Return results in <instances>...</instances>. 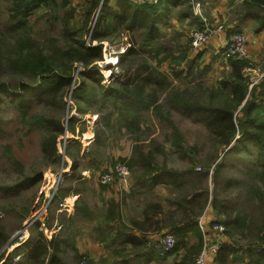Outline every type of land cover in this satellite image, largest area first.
<instances>
[{"label":"rangeland","instance_id":"374dc122","mask_svg":"<svg viewBox=\"0 0 264 264\" xmlns=\"http://www.w3.org/2000/svg\"><path fill=\"white\" fill-rule=\"evenodd\" d=\"M118 1L122 0H101L96 10L89 16L86 14L89 9L87 0H70L66 8L59 6L56 9H46L42 7L28 18V36L45 49V54H53L58 47L67 44L63 37V19L66 14H72L68 22L69 28L82 32L85 46H103V60L94 63L88 71H84L86 76L94 74L91 68H95L104 79L101 84L106 88L110 87L115 78L123 76L120 60L125 52L134 46L138 55L132 57V62L136 61L141 64L147 61L158 70L165 72L170 87L162 93L157 85H150L144 93V109L135 113L116 109L112 111L113 113L111 112L110 120L104 119L110 110L106 108L103 110L100 105H96V102H101L98 97L90 103V106L87 105V109L81 105L79 107L71 96V90L74 87L68 91V94L66 93L64 104L59 108L55 105L33 104L26 115V121L12 100L0 95L3 100L0 104V256L4 258L2 263L7 261L15 264L28 256L32 249L30 240L35 238L39 232H43L48 239H52L55 235L69 238L77 248L85 238L98 241V243L105 240L103 245L109 247L103 254L94 253L89 256L87 253H80L83 256L80 264L83 262L104 264L112 260L115 254L120 253L123 248L118 249L117 245L111 244L112 234L115 232H110L104 223L103 218L107 208L105 204L108 205L110 202L104 192L111 193V187L115 188L118 183L103 184L100 175L118 162H127L130 167V160L135 157L134 151L137 147H140L146 156L153 157L154 164L167 171L165 176H162L163 178L174 180L171 174L173 171L191 170L190 175L181 176L183 182L188 184L192 179L194 181L205 180L208 175L209 202L205 211L197 218L199 220L208 218V215L214 216L210 228H207L208 238L210 233L214 234L211 231L212 226L222 224L225 228V236L230 240V244L235 245V248L245 247L250 240L249 230L241 229L237 233L222 223L226 215L215 212L211 200L215 195H218L219 199L227 198L230 200L229 203L235 206V213L240 212V217H259V203L252 200L251 192L252 188L254 193L256 185L254 178L251 177V170L254 167V162H252L254 156L251 153L255 149L249 150L250 147L247 146L244 147L240 157L230 156L231 160L228 158L224 164L227 170L225 174L222 173V179H219V185L215 187L211 182L213 170L211 168L208 172L205 167L214 160L216 164L223 163L224 153L228 148L220 146L218 138L208 128L206 124L208 120L203 112L187 106L170 108L171 105L166 98L170 92H176L190 102H199L202 105L219 103L224 99L219 89H221L222 80L226 79L230 72L229 61L225 60L220 53L215 54L212 41L201 52L194 54L193 52L197 50H194L191 45V31L202 25V19L199 17L201 23L192 18L180 19L176 10L172 11L167 21L159 20V37L149 49H144L145 37L141 35L143 32L137 29L129 32V30L118 28V31L108 38L91 42L92 31L96 26L94 24L96 15L101 10L109 11V5L114 11H118L116 6ZM108 2H110L109 5H107ZM11 5V0H0V31L2 33L8 34ZM225 5H227L229 14L225 22L216 23L208 16V10V14H204L205 12L203 13L200 8L196 15L197 17L201 15L213 25L223 24L226 31L227 25L224 23H231L238 17L242 18L246 15L242 12L244 11L243 3L238 0H227ZM109 23L115 25L114 20L110 18L108 23L99 27V30L108 29ZM247 37L249 38V35ZM263 44L262 57L252 60L249 55L248 59H242L249 62V65L243 69V76L250 90L263 83L264 80ZM7 55L6 53L5 56ZM113 58L116 59L115 64H107V60ZM73 69L72 78L76 88L81 81L78 71L80 72L83 68L76 63ZM5 76V80L11 83L23 79L20 75L10 72L9 69L6 70ZM90 85L92 90L97 87L95 84L90 83ZM259 87L260 85L257 88ZM29 94L32 95L33 92ZM155 97H159V100L151 104ZM83 111L87 112L81 113ZM54 115L59 118L65 130L58 139L59 162L57 164L43 157L42 140L45 136V129L32 122L33 116L54 117ZM72 118L76 121L69 127V120ZM73 127L75 132L71 134L70 130ZM88 131L93 132L91 141L84 139L83 136ZM80 132L83 133L80 134ZM96 134L101 137L103 145L96 144ZM65 135L69 139L64 153L62 139ZM76 141L80 143V146L75 144ZM69 145L70 148L67 151ZM61 152L65 154V160ZM68 161L71 162V168H68ZM74 166L77 171L72 172ZM62 169L68 170V174L59 185L58 191L56 193L54 191L53 196L51 191L53 179ZM135 174H139L138 168L135 167L133 170L130 168L131 188L136 183ZM226 179H229L230 183L227 185V190H223L221 187L224 186L223 181ZM131 188H129L130 191ZM134 188L138 190L137 187ZM120 189L118 188V192L124 191L123 188ZM140 191L141 193L138 191L128 194L129 198L134 196L131 197L134 202L124 213V221L127 225H131L136 220L140 221L141 214L143 217L145 209L151 203L160 202L165 212L170 209V204L180 197L178 196L180 192L173 188H169L168 192L156 189L153 191L147 189L142 191L141 189ZM50 196L53 198L48 206L47 216L42 221H37L25 228L34 212L41 209ZM202 226L205 230L204 222ZM198 227L200 231H204L199 225ZM187 239L189 238H186L189 246L199 245L197 235L193 234L190 242ZM203 242L202 238L201 250L204 247ZM185 252L186 250L180 249L172 252L163 260L155 257L152 261L156 264H176V260H181ZM197 255L194 256L193 264ZM64 258L66 264H76L73 262L71 253Z\"/></svg>","mask_w":264,"mask_h":264},{"label":"trees","instance_id":"16d2710c","mask_svg":"<svg viewBox=\"0 0 264 264\" xmlns=\"http://www.w3.org/2000/svg\"><path fill=\"white\" fill-rule=\"evenodd\" d=\"M100 1L87 0V6H89L87 16L96 10ZM195 1L201 4L200 0H160L156 4L147 2L137 4L133 0H122L116 3L118 11H114L108 2L110 10L99 12L90 41L104 40L117 32L118 28L129 30V32L137 29V31H142L141 35L145 37L144 49H149L159 37V20L167 21L174 10L178 12L180 19H194L193 4ZM11 2L8 34L0 31V95L7 96L12 100L21 116L25 117V121L33 104L55 105L59 108L64 104V96L72 87H74L71 90L72 99L78 103L79 107L87 109V105L90 106V103L97 97L101 99V102H96V105H100L102 109L110 110V113L104 117L105 120H110L112 111L116 109L124 110L127 113L140 112L144 109V93L150 85H157L162 93L169 89L168 76L165 72L158 70L147 61L141 64L136 61L132 62V57L138 55L134 46L129 48L120 60L123 76L115 78L110 87L106 88L101 84L104 79L95 68H91L95 72L94 74L86 76L84 71H88L94 63L103 60V46H85L82 32L69 28L68 22L72 18V14H66L63 19V37L67 44L58 47L53 54H45V49L28 36V18L42 7L46 9H56L59 6L66 8L69 6L70 0H11ZM243 6L244 11L242 12L246 17L254 19L263 29L264 0H244ZM110 18L114 20L115 25L109 23L108 29L99 30V27L108 23ZM6 53L7 56H5ZM228 61L230 72L228 77L221 82L219 92L221 96H224V99L219 103L202 105L199 102H190L176 92H170L166 98L171 105L170 108L187 106L203 112L208 120L206 124L212 134L218 138L220 146L228 148L224 153L223 163L216 164V160H214L205 167L208 172L212 168L211 182L215 187L219 185L222 173L225 174L227 170L224 164L230 156L238 155L236 157H240L244 147L247 146L250 147L249 150L255 149L251 153L254 156L251 177L254 178L256 185L254 193L252 188L251 192L252 200L259 203V217H240V212L235 213L236 208L229 203L230 200L219 199L218 195H215L211 200L214 211L226 215L222 223L237 233L241 229L251 232L248 235L250 240L245 247L235 248V245L231 244V246L220 250L215 259L217 264H264V80L259 84V88H257L258 85L250 90L243 76V69L249 65V62L239 59ZM76 63H79L84 70L78 72L81 81L75 88L72 75ZM7 69L13 74L20 75L23 79L14 83L7 82L5 80ZM90 83L97 85L96 88H93L94 91ZM31 92H33L32 95L29 94ZM158 100L159 97H155L151 104L157 103ZM2 101L0 96V104ZM85 112L87 111L81 113ZM157 112H159L158 109ZM239 113H241L240 116ZM69 121L70 127L76 120L72 118ZM32 122L45 129V136L42 140L43 157L49 162L57 164L59 162L58 139L65 131L59 118H56L55 115L54 117L33 116ZM70 131L71 134L72 132L74 134V127ZM96 137V144L103 145L101 137L97 134ZM75 144L80 146L78 142ZM69 148L70 145L67 151ZM134 152L135 157L130 160V167L126 162L129 169L133 170L137 167L139 170V174H135L136 183L133 184L131 193L138 191L141 193L140 190L143 188L153 191L157 185L166 184L170 188L178 190L180 197L176 202L171 203L170 209L165 212L160 202L151 203L144 211L143 221H133L131 225L123 222L120 204L109 203L104 214V223H108L106 226L110 232H115L112 234L111 244H114L113 246L121 245L123 248L115 256L122 258L121 264H130V260H139L143 257L165 259L172 252L183 249L186 252L177 264H193L194 256L200 253L202 246V235L197 218L205 211L209 202L208 175L205 180L194 181L192 179L188 185L183 182L181 176L190 175L191 170L173 171L171 174H173L174 180L170 179L167 182L162 177L167 171L154 164L153 157L143 154L140 147L135 148ZM75 171L77 168L74 166L72 172ZM208 172L206 173L208 174ZM228 183H230L229 179L224 180V186L221 188L227 190ZM134 187H137L138 190H135ZM233 214L236 215L233 216ZM111 223H114V226H111ZM164 229H168L174 234L177 243L172 252L160 256L155 253L153 244L148 241L146 236L147 233H161ZM136 231L139 232L138 235L133 234ZM188 233L197 235L199 245L196 247L188 245L186 242ZM228 234L230 235L229 230ZM30 243L32 249L28 256L15 264H66L64 257L69 253L72 254L73 262L76 264H80L83 258L75 243L61 235H55L52 239H48L43 232H39L35 238L30 240ZM3 259L0 256V264H12L7 261L2 263Z\"/></svg>","mask_w":264,"mask_h":264},{"label":"built area","instance_id":"2783aa9c","mask_svg":"<svg viewBox=\"0 0 264 264\" xmlns=\"http://www.w3.org/2000/svg\"><path fill=\"white\" fill-rule=\"evenodd\" d=\"M137 4L142 3H158L160 0H133ZM200 3H195V15L198 14L200 8ZM101 9V7H100ZM99 12V11H98ZM202 19V25L198 28H195L191 31V45L194 50H202L207 44H209L215 36L220 35L221 33L225 32V27L223 24L213 25L212 23L208 22L205 18L201 15L198 16ZM98 19V14L94 19V24H96ZM249 38L243 32H234L226 41L224 47L222 48V52H220L221 56L225 58V60L231 59H248L249 52H248V45H249ZM251 71V69L249 68ZM79 72V71H78ZM68 136H64L62 141V149L63 151L66 148ZM63 153V152H61ZM65 153V151H64ZM63 153V158H65V154ZM68 174V170L62 169L60 173L55 176L56 178L53 179L51 191L55 193L58 191L59 185L63 182L66 175ZM100 180L103 184L108 183H118L119 186L127 188L130 186V169L127 166L126 162H118L114 164L110 169L105 170L100 175ZM53 196H50L49 200L45 201V204L39 209L38 211L34 212L32 218L29 220L27 226L33 225L35 222L42 221L46 216V212L50 201L52 200ZM199 226L204 230L202 226V221L198 222ZM214 234H209L204 240L203 248L201 252L197 255L194 260V264H208L211 260L215 259L218 253L220 252L222 245L224 244V239L227 237L225 236V228L222 224H214L211 228ZM153 244L155 253L159 254L160 256H165L172 252L176 246V239L173 234H166L162 236L155 242H151ZM82 264H86L83 262Z\"/></svg>","mask_w":264,"mask_h":264},{"label":"crops","instance_id":"0c3cea01","mask_svg":"<svg viewBox=\"0 0 264 264\" xmlns=\"http://www.w3.org/2000/svg\"><path fill=\"white\" fill-rule=\"evenodd\" d=\"M239 2H242L244 0H238ZM201 5H200V9L202 10V12L204 14H208L207 10L209 11L208 16L211 18V20H215L216 23H221V21H226L227 19V14H228V10H227V5H225V2H227V0H200ZM195 3L193 4V14H194V19L199 23L200 22V18L197 17V15H195ZM229 15V14H228ZM199 19V20H198ZM187 20H189L187 18ZM232 23V24H231ZM229 23H224L227 25V29L225 32L221 33L218 36H215L212 40V46L215 49V54L220 53L219 51L222 50V48L224 47L227 39L234 33V32H243L247 35H249L250 38V42L248 45V52L250 55V58H252V60H255L259 57H262V50H263V46L262 43H264V28L262 29L259 25V23H257L254 19H252L251 17H238L237 19L233 20L232 22ZM251 29L253 31H251ZM264 45V44H263ZM205 49V48H203ZM202 49V50H203ZM200 51H194L193 53L195 54V52L199 53ZM84 139L90 140L93 138V132L88 131L87 133H84ZM71 162L68 161V168L70 167ZM167 182L170 181V179L164 178ZM132 184L130 183V186ZM130 186H128L127 188H124L122 186H115V188L112 186V192L110 193L109 191L104 192V195H106L107 200L109 199L110 202H117L120 204V212H121V216H122V220L123 222H125L124 218V213L125 210L127 211V208H129L131 206V203L134 202V200L129 196L128 194L131 192L129 188H131ZM118 188L119 190H121L120 188H123L124 191L122 192H118ZM169 186H167L166 184H160L158 186H156V190H163L165 192L169 191ZM132 189V188H131ZM145 189L148 190V188H143L142 191H145ZM135 199V198H134ZM106 200V201H107ZM108 203V205H109ZM107 204V203H106ZM105 204V207L108 205ZM106 208V209H107ZM213 215H208V218H203V219H199L197 221V223L199 221L204 222L205 225V230L202 232L200 231L203 241L206 239V236L208 235L207 232V228H210V224H211V220L213 219ZM144 217H142V214L139 218L140 221L137 222H141L143 221ZM206 222V224H205ZM96 225V222H94ZM116 224V222H115ZM106 225H108V223H106ZM199 225V224H198ZM111 226H114V223H111ZM97 228V226H94ZM95 228V229H96ZM132 233V232H131ZM167 233L173 234L171 232L168 231V229H164L161 233H147L146 238L148 239V241L150 242H155L156 240H158L159 238H161L162 236H165ZM134 235H138L139 232H133ZM174 235V234H173ZM192 235L193 233H188L186 238H189V242L192 239ZM83 243H81L80 245H78V249L80 251V253H87L89 256L93 255L94 253H97L98 255L103 254V252L108 249L109 246H104L103 243H98V241H93L90 238H85L82 241ZM204 244V242H203ZM230 244V240H228V238L224 239V244L222 245V248H227L229 247ZM122 246L118 245L117 248L120 249ZM152 259H155V257L153 258H146L143 257L139 260H130V264H156L155 261H152ZM159 260H163V259H159ZM122 262V258L119 256H115L113 257L112 260H109L108 263H104V264H121ZM180 260L177 259L176 260V264L179 263ZM208 264H217L216 263V259L211 260V262H209Z\"/></svg>","mask_w":264,"mask_h":264},{"label":"bare ground","instance_id":"6f19581e","mask_svg":"<svg viewBox=\"0 0 264 264\" xmlns=\"http://www.w3.org/2000/svg\"><path fill=\"white\" fill-rule=\"evenodd\" d=\"M115 62H116V59H114V58L107 60V64H115Z\"/></svg>","mask_w":264,"mask_h":264}]
</instances>
